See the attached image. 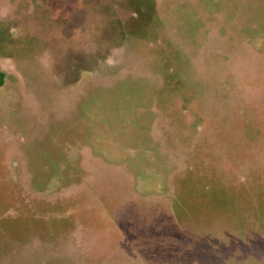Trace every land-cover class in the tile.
<instances>
[{"label": "rangeland", "instance_id": "374dc122", "mask_svg": "<svg viewBox=\"0 0 264 264\" xmlns=\"http://www.w3.org/2000/svg\"><path fill=\"white\" fill-rule=\"evenodd\" d=\"M0 75V264H264V0H0Z\"/></svg>", "mask_w": 264, "mask_h": 264}, {"label": "crops", "instance_id": "0c3cea01", "mask_svg": "<svg viewBox=\"0 0 264 264\" xmlns=\"http://www.w3.org/2000/svg\"><path fill=\"white\" fill-rule=\"evenodd\" d=\"M127 244H128V243H127ZM128 245L131 246V247H134V245H132L131 242H130ZM146 245L151 246L150 244H146ZM129 246H128V247H129ZM141 246H142V245L139 244V246H138L137 248H141ZM126 247H127V246H126ZM128 247H127V248H128ZM134 248H135V247H134ZM137 248H136L135 250H130V249L128 248V250L136 252V251H138Z\"/></svg>", "mask_w": 264, "mask_h": 264}, {"label": "trees", "instance_id": "16d2710c", "mask_svg": "<svg viewBox=\"0 0 264 264\" xmlns=\"http://www.w3.org/2000/svg\"><path fill=\"white\" fill-rule=\"evenodd\" d=\"M0 80H1V75H0ZM1 83V82H0ZM172 218V217H171Z\"/></svg>", "mask_w": 264, "mask_h": 264}]
</instances>
